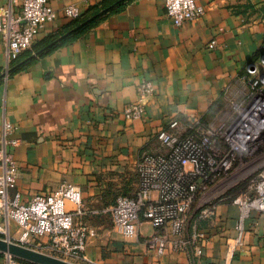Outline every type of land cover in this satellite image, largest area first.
I'll use <instances>...</instances> for the list:
<instances>
[{
    "label": "crops",
    "instance_id": "obj_1",
    "mask_svg": "<svg viewBox=\"0 0 264 264\" xmlns=\"http://www.w3.org/2000/svg\"><path fill=\"white\" fill-rule=\"evenodd\" d=\"M22 1L13 2L14 14ZM49 1L54 19L9 64L0 34V74L34 57L0 78V128L3 119L10 121L16 126L11 137L19 140L10 148L19 171L10 194L19 191L25 202L62 182L77 186L86 211L78 220L98 232L84 251L93 264H189L186 252L157 255L148 246L149 236L165 232L143 222L137 235L126 239L114 231L109 215L91 211L110 206L119 194L135 193V163L143 151H162L156 134L169 121H180L182 135L197 123H228L232 110L226 97L239 96L240 76L253 66L264 72V0H197L202 17L179 26L162 0H128L74 40L37 56L38 47L73 21L64 16L65 6L84 13L101 0ZM7 5L0 0V7ZM145 80L154 83L156 93L141 100L137 86ZM137 102L146 104L145 114L126 120L122 110ZM65 206L73 208L69 201ZM237 215V206L222 203L216 216L203 222L207 240L194 264H264V214L251 212L243 240L233 248ZM0 227V236L15 242L17 224L0 218ZM0 264L31 263H10L0 252Z\"/></svg>",
    "mask_w": 264,
    "mask_h": 264
},
{
    "label": "built area",
    "instance_id": "obj_2",
    "mask_svg": "<svg viewBox=\"0 0 264 264\" xmlns=\"http://www.w3.org/2000/svg\"><path fill=\"white\" fill-rule=\"evenodd\" d=\"M14 1L8 0L6 7H0V34L6 43L8 64L29 49L38 32L55 17L49 0H23L17 15L12 9ZM162 1L175 26L196 20L205 11L197 0ZM63 14L74 20L82 12L75 5H67ZM215 42L212 39L207 47L213 48ZM261 63L264 65V56ZM238 88V97H226L232 110L227 124L197 123L188 126L182 135L178 131L180 121H169L156 134L162 151H143L135 163V193L119 194L110 206L91 212L109 215L114 231L126 239L134 238L143 222L165 232L149 236L148 246L157 255L168 250L186 252L189 264H194L199 248L207 240L203 222L216 216L220 204L231 203L238 208L232 247L241 244L251 212L264 214V72L256 66L248 68L240 76ZM137 92L143 100L154 96L156 88L151 80H145L137 86ZM145 111V103H132L122 110V116L138 120ZM15 130L14 124L3 119L0 218L17 224L15 242L22 246L65 261L93 264L84 251L89 238L98 232L78 220L86 211L77 186L62 182L55 190L35 194L25 202L19 191L10 194L16 188L19 172L10 151L19 144L18 139L11 137ZM66 201L73 204L71 210L66 208ZM7 257L10 263L16 261Z\"/></svg>",
    "mask_w": 264,
    "mask_h": 264
},
{
    "label": "water",
    "instance_id": "obj_3",
    "mask_svg": "<svg viewBox=\"0 0 264 264\" xmlns=\"http://www.w3.org/2000/svg\"><path fill=\"white\" fill-rule=\"evenodd\" d=\"M106 12H107V9H103V10H100L99 12H97L96 14H94L93 16L86 18L85 20L80 22L78 25L71 28L67 32L61 34L60 36H58L57 38H55L54 40L49 42L46 46H44L43 48H41L38 51H41L45 48H48V47L58 43L65 36L69 35L72 31H74V30L78 29L79 27L87 24L93 18H95L97 16H101ZM38 51L36 52V54L38 53ZM33 55H35V54H33ZM23 62H24V60L17 63L16 65H14L12 68L19 66ZM7 73L8 72H4L3 74H0V78H2ZM0 252L5 253L7 255H10L16 259L26 261V262L31 263V264H75V263H72L69 261H65V260L56 258V257L51 256L49 254H46V253H43V252L31 249V248L22 246V245L14 242V241H11L8 238H3V237H0Z\"/></svg>",
    "mask_w": 264,
    "mask_h": 264
},
{
    "label": "trees",
    "instance_id": "obj_4",
    "mask_svg": "<svg viewBox=\"0 0 264 264\" xmlns=\"http://www.w3.org/2000/svg\"><path fill=\"white\" fill-rule=\"evenodd\" d=\"M128 0H101L98 4H95L93 6H90L86 12L82 13L81 16L77 19H74L71 23L70 26L68 27V29H66L64 32H61L59 34H56L54 36H52L50 38V40L48 42H51L52 40H54L55 38H57L58 36H60L61 34L67 32L68 30H70L71 28L75 27L76 25H78L80 22H82L83 20H85L86 18L93 16L94 14H96L97 12H99L100 10L103 9H107V12L104 13L101 16H97L95 18H93L91 21H89L87 24L79 27L78 29L72 31L69 35L65 36L61 41H59L58 43L52 45L51 47L45 48L41 51V48L38 47L37 48V56L42 55L44 53H46L48 50H50L51 48L63 44V43H67L70 42L72 40H74L76 37H78L79 35H81L83 32H85L89 27H91L92 25H94L101 17H103L104 15H106L107 13L113 12L117 9H119L120 7H122ZM264 50V48H262ZM34 57L28 59L25 63L12 68L11 66L8 69V75H12L14 72H16L17 70L23 68L26 64H28L30 61L33 60ZM12 68V69H11ZM18 261H21L19 259H16Z\"/></svg>",
    "mask_w": 264,
    "mask_h": 264
},
{
    "label": "rangeland",
    "instance_id": "obj_5",
    "mask_svg": "<svg viewBox=\"0 0 264 264\" xmlns=\"http://www.w3.org/2000/svg\"><path fill=\"white\" fill-rule=\"evenodd\" d=\"M72 263H75V262H72ZM75 264H89V263H83V262H81V263H75Z\"/></svg>",
    "mask_w": 264,
    "mask_h": 264
}]
</instances>
